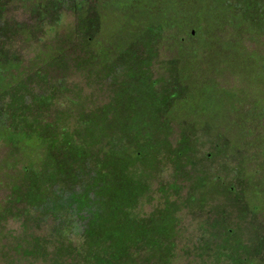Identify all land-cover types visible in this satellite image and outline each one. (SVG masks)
Wrapping results in <instances>:
<instances>
[{"label":"rangeland","instance_id":"obj_1","mask_svg":"<svg viewBox=\"0 0 264 264\" xmlns=\"http://www.w3.org/2000/svg\"><path fill=\"white\" fill-rule=\"evenodd\" d=\"M119 1L0 0V50L17 62L8 80L20 79L25 102L31 95L51 98L48 120L69 129L79 117L112 110L113 125L143 122L165 132L144 168L147 189L137 208L145 215L172 203V256L165 264H229L236 256L240 261L232 264L245 258L264 264V34L255 24V5L252 20L237 21L227 12L209 22L212 10L198 16L196 0L187 8L176 0L191 14L178 30L144 23L164 14L158 2L150 13L143 5L117 10ZM142 56L149 74L144 83L136 74ZM175 88L190 106H175L170 114L165 89ZM182 137L186 150L175 156ZM5 169L0 165V198L7 191ZM22 219L0 221V264H43L14 246L40 235L49 252L55 241L46 228L50 221L58 225L54 217ZM67 236L77 238L71 231Z\"/></svg>","mask_w":264,"mask_h":264},{"label":"trees","instance_id":"obj_2","mask_svg":"<svg viewBox=\"0 0 264 264\" xmlns=\"http://www.w3.org/2000/svg\"><path fill=\"white\" fill-rule=\"evenodd\" d=\"M196 1L201 5L196 15L207 17L206 12L212 10L207 14L209 22L227 12L231 17L237 16V21H248L255 5L258 11L255 24L264 34V0ZM157 2L161 4L158 9L165 12L153 13L146 19L144 23L149 28L158 29L165 24L181 30L189 25L187 17L191 14L186 12V6L190 0H180L185 9L176 7V0H120L118 7H114L120 10L127 5H143L151 13V9L157 10L154 7ZM118 17L123 21L122 16ZM4 27L0 25V32ZM138 60L137 80L144 83L149 74L144 68V57ZM16 66L13 57L0 50V145L5 148L0 165L9 171L4 184L7 191L0 198V221L6 216H16L23 217L25 224L40 217L42 220L54 217L58 225L54 221L46 224L56 234L49 252L45 248L46 237L40 235H31L26 245L18 242L13 248L15 252L41 259L43 264L167 263L173 247L172 203L166 201L145 215L137 212L147 189L144 168L164 144L165 139L159 136L163 131L143 122L113 125L116 113L112 110L79 117L75 129L67 128L64 121H50L47 110L51 98L31 95L25 102L20 79L8 80L10 69ZM147 83L153 98L156 87L153 81ZM176 90L165 89L170 114L175 106H190L184 104L188 96L178 98ZM2 94L9 98L2 99ZM153 114L159 118L161 113ZM179 143L175 156L186 150L185 137ZM67 231L75 232L77 238L72 240ZM237 258L230 257L229 264ZM242 263L256 261L245 258Z\"/></svg>","mask_w":264,"mask_h":264}]
</instances>
